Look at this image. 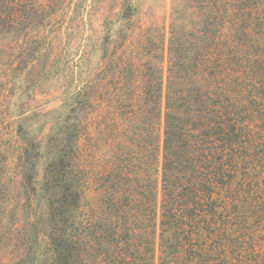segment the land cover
<instances>
[{"label":"trees","instance_id":"trees-1","mask_svg":"<svg viewBox=\"0 0 264 264\" xmlns=\"http://www.w3.org/2000/svg\"><path fill=\"white\" fill-rule=\"evenodd\" d=\"M67 1L0 0L1 83L45 77ZM138 14L107 22L48 135L22 114L0 143L25 219L3 191L4 238L23 264H264V0H172L168 38Z\"/></svg>","mask_w":264,"mask_h":264},{"label":"rangeland","instance_id":"rangeland-1","mask_svg":"<svg viewBox=\"0 0 264 264\" xmlns=\"http://www.w3.org/2000/svg\"><path fill=\"white\" fill-rule=\"evenodd\" d=\"M67 2L71 7L67 11L65 21L61 22V33L54 35L51 55L45 63V67L47 64L48 67H52L48 68L45 77L41 78L42 66H37L31 78L27 79L23 75L11 84L6 80L0 82V143L4 148L9 149V153L17 151L19 143L15 130L23 122V116L27 119L25 128L33 135L38 136L40 130L42 132L39 137L51 132L54 124L44 125L45 120L53 121L54 117L60 115L59 108L63 104L65 92L70 87L74 72L77 73L76 79L79 78V70L86 75L95 73L102 56L101 42L110 31L107 29V22L121 13L126 2L139 7L137 19L144 29L158 27L166 32L167 38L169 37L172 0H68ZM41 35L46 36V33L42 31ZM82 57H85L84 62L76 68ZM86 75L83 74V77ZM74 85L78 87V81ZM49 112L48 116H41ZM3 161L4 159H0V194L8 189L7 192L15 194L16 200L20 203V206L17 205L15 217L17 220L15 229L18 231L25 224L20 178L12 173L16 171L14 157L8 161L11 167V170L8 169L9 172L6 171ZM5 180L6 188L1 187V181ZM2 227L1 218L0 264H23L21 259L25 255L24 250H21L16 242H9L4 238L5 231ZM30 261L26 264H30Z\"/></svg>","mask_w":264,"mask_h":264}]
</instances>
